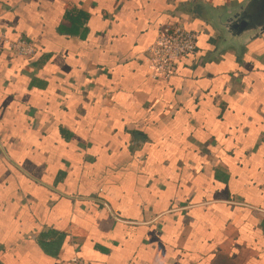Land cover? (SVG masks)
Returning a JSON list of instances; mask_svg holds the SVG:
<instances>
[{
  "label": "crops",
  "instance_id": "0c3cea01",
  "mask_svg": "<svg viewBox=\"0 0 264 264\" xmlns=\"http://www.w3.org/2000/svg\"><path fill=\"white\" fill-rule=\"evenodd\" d=\"M241 0H0V264H264V34ZM197 34L167 81L162 24Z\"/></svg>",
  "mask_w": 264,
  "mask_h": 264
},
{
  "label": "built area",
  "instance_id": "2783aa9c",
  "mask_svg": "<svg viewBox=\"0 0 264 264\" xmlns=\"http://www.w3.org/2000/svg\"><path fill=\"white\" fill-rule=\"evenodd\" d=\"M197 34L181 23L159 25L153 42L145 51L149 75L153 79L167 81L176 70V62L194 53ZM6 47L18 57H30L36 49L32 41L25 38L10 39L0 32V50Z\"/></svg>",
  "mask_w": 264,
  "mask_h": 264
},
{
  "label": "water",
  "instance_id": "95a60500",
  "mask_svg": "<svg viewBox=\"0 0 264 264\" xmlns=\"http://www.w3.org/2000/svg\"><path fill=\"white\" fill-rule=\"evenodd\" d=\"M207 18L219 34V46L238 55L264 34V0H241L222 9L209 11Z\"/></svg>",
  "mask_w": 264,
  "mask_h": 264
}]
</instances>
